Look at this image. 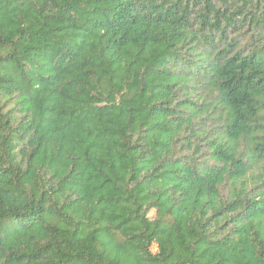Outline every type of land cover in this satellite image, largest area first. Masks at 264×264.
Wrapping results in <instances>:
<instances>
[{
  "label": "trees",
  "instance_id": "16d2710c",
  "mask_svg": "<svg viewBox=\"0 0 264 264\" xmlns=\"http://www.w3.org/2000/svg\"><path fill=\"white\" fill-rule=\"evenodd\" d=\"M0 264H264V0H0Z\"/></svg>",
  "mask_w": 264,
  "mask_h": 264
},
{
  "label": "rangeland",
  "instance_id": "374dc122",
  "mask_svg": "<svg viewBox=\"0 0 264 264\" xmlns=\"http://www.w3.org/2000/svg\"><path fill=\"white\" fill-rule=\"evenodd\" d=\"M151 216H153V214Z\"/></svg>",
  "mask_w": 264,
  "mask_h": 264
}]
</instances>
